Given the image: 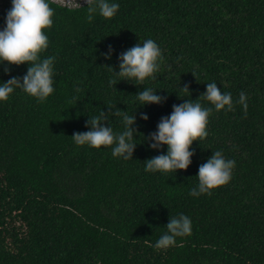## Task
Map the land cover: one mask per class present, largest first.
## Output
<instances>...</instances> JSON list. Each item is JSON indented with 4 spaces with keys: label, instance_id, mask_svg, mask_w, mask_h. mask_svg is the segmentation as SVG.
<instances>
[{
    "label": "trees",
    "instance_id": "16d2710c",
    "mask_svg": "<svg viewBox=\"0 0 264 264\" xmlns=\"http://www.w3.org/2000/svg\"><path fill=\"white\" fill-rule=\"evenodd\" d=\"M108 2L119 4L117 13L97 11L89 22L86 4L48 0L54 16L41 58L55 57L54 92L40 102L15 88L0 101V264H264V0ZM6 15L0 10V30ZM147 39L163 56L156 78L110 85L114 73L104 66L118 71L120 54ZM28 67L0 62V84L22 79ZM213 82L231 94L233 110L200 100L212 109L208 135L193 143L188 169L145 171V161L167 154L166 145L150 147L161 118ZM146 88L166 100L140 105L136 95ZM108 108L136 117L132 159L72 138ZM104 123L124 131L121 117ZM216 151L235 161L232 178L193 197L199 167ZM180 214L191 234L157 249Z\"/></svg>",
    "mask_w": 264,
    "mask_h": 264
},
{
    "label": "clouds",
    "instance_id": "9594fccd",
    "mask_svg": "<svg viewBox=\"0 0 264 264\" xmlns=\"http://www.w3.org/2000/svg\"><path fill=\"white\" fill-rule=\"evenodd\" d=\"M65 1L70 4L77 2V0ZM11 3L12 7L6 15V27L0 30V62L16 66L27 63L29 67L22 79L13 77L6 83L0 84V101H7L14 89L20 88L40 102H44L54 92L55 57L41 58V53L49 46L48 36L45 35L44 30L52 26L54 10L48 0H11ZM84 3L87 5L89 22L97 11L104 18H112L119 9V4L109 3L108 0H84ZM104 55L105 59H110L111 48L109 53ZM119 61L118 71L110 66H104L114 73L113 78L109 80L110 85L117 84V77L120 78L119 81H136L140 84L147 78L155 79V73L160 70V65L163 63V56L156 42L147 39L143 44L137 43L121 53ZM8 71L9 69L6 68L5 72ZM189 87L185 84L181 90L191 95ZM136 99L140 105H146L161 104L166 97L157 95V92L151 88H146L136 95ZM200 100L210 102L217 112L226 107L228 111L233 110L231 94L222 93L215 82L207 83L206 92L195 102L185 100L179 105H173L171 114L162 117L157 125V131L150 134V139L153 141L150 147L160 149L162 145H166L167 154L145 161V171L176 173L177 170L188 169L194 155V152L190 150L193 143L204 140L208 135V118L212 109L203 107ZM246 101V95L241 92L238 103L243 106L245 113L247 112ZM108 109H110L108 113L101 110L99 115L87 120L86 126L90 127L89 131L74 133L72 138L77 145H89L96 149L101 146L112 147L114 157L132 159L137 145L134 142V135L137 133L134 127L136 117L130 116L127 111ZM110 115L122 118L123 132L114 133L110 126H105L104 122H108ZM141 119L147 120L148 116L141 114ZM234 167V160L225 159L221 151L214 152L207 162L199 167L198 187L191 189L189 194L193 197L203 194L211 195L212 190L230 182ZM165 227L167 232L156 242L157 249L174 246L177 237L191 234V220L183 214L170 217Z\"/></svg>",
    "mask_w": 264,
    "mask_h": 264
},
{
    "label": "rangeland",
    "instance_id": "374dc122",
    "mask_svg": "<svg viewBox=\"0 0 264 264\" xmlns=\"http://www.w3.org/2000/svg\"><path fill=\"white\" fill-rule=\"evenodd\" d=\"M56 1L63 3V4H67V5L72 6V7H76V6H80L82 4H85L84 0H80V1L77 0V2L74 4L67 3L65 0H56ZM4 3H5L4 0H0V10H3L7 14V12L11 9V6H9L10 7L9 8V7L5 6ZM11 4H12L11 2L8 3V5H11Z\"/></svg>",
    "mask_w": 264,
    "mask_h": 264
}]
</instances>
